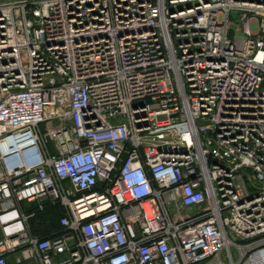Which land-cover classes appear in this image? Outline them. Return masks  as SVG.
I'll return each instance as SVG.
<instances>
[{
	"label": "built area",
	"instance_id": "built-area-1",
	"mask_svg": "<svg viewBox=\"0 0 264 264\" xmlns=\"http://www.w3.org/2000/svg\"><path fill=\"white\" fill-rule=\"evenodd\" d=\"M0 264H264V0H0Z\"/></svg>",
	"mask_w": 264,
	"mask_h": 264
},
{
	"label": "trees",
	"instance_id": "trees-1",
	"mask_svg": "<svg viewBox=\"0 0 264 264\" xmlns=\"http://www.w3.org/2000/svg\"><path fill=\"white\" fill-rule=\"evenodd\" d=\"M63 215V209L58 204L45 203L43 211H37L32 220L33 233L40 238H53L62 233L63 228L60 225V218Z\"/></svg>",
	"mask_w": 264,
	"mask_h": 264
},
{
	"label": "rangeland",
	"instance_id": "rangeland-1",
	"mask_svg": "<svg viewBox=\"0 0 264 264\" xmlns=\"http://www.w3.org/2000/svg\"><path fill=\"white\" fill-rule=\"evenodd\" d=\"M3 1V0H2ZM46 128V127H45Z\"/></svg>",
	"mask_w": 264,
	"mask_h": 264
}]
</instances>
